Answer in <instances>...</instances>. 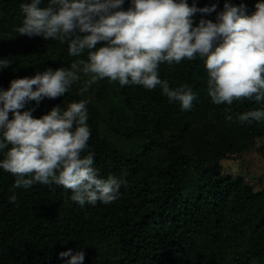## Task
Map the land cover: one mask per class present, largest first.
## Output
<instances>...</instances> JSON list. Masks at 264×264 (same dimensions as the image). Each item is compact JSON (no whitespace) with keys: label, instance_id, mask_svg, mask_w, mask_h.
Here are the masks:
<instances>
[{"label":"trees","instance_id":"obj_1","mask_svg":"<svg viewBox=\"0 0 264 264\" xmlns=\"http://www.w3.org/2000/svg\"><path fill=\"white\" fill-rule=\"evenodd\" d=\"M25 2L30 0H0V59L11 61L0 68L3 90L14 79L87 59L86 53L69 56L67 42L19 34ZM186 2L216 5L211 13L193 15L196 26L201 19L215 22L225 2L245 5L250 15L259 0ZM130 4L124 0L123 10ZM158 72L170 88L191 87V109L170 102L159 85L149 90L105 78L82 92L88 77L78 73L81 79L68 92L39 104L28 101L20 110L40 118L54 106L86 100L91 136L82 155L94 153L100 177L113 175L127 185L110 204L80 206L70 189L55 183L14 188L15 176L0 168V264H69L70 256H60L69 249L84 252L83 264H264V178L241 167L253 151L264 158V118H237L264 110V100L214 104L199 57L165 62Z\"/></svg>","mask_w":264,"mask_h":264},{"label":"clouds","instance_id":"obj_2","mask_svg":"<svg viewBox=\"0 0 264 264\" xmlns=\"http://www.w3.org/2000/svg\"><path fill=\"white\" fill-rule=\"evenodd\" d=\"M123 4L124 0H47L45 6L42 0L21 3L19 34L67 42L69 56L86 53L87 59L14 79L7 90L0 89V151L7 149L0 168L15 176L14 188L55 183L70 189L71 199L80 206H95L97 201H116L121 186L127 185L113 175L100 177L93 167L94 153L82 155L91 136L86 100L64 108L54 106L40 118L32 116L33 110L20 111L28 101L39 104L45 97L55 99L68 92L81 79L78 73L88 77L82 92L105 78L149 90L159 85L170 102L178 101L183 110H189L195 99L191 87L170 88L158 69L165 62L179 64L199 57L208 73L207 92L214 104L232 105L253 97L257 102L264 100V0L256 3L250 15L245 5L225 2L215 22L201 19L196 26L193 15L211 13L215 4L197 8L186 0H131L127 10ZM99 42L105 43L97 47ZM10 63L0 59V68ZM237 118L242 123L260 121L264 110H249ZM226 119L231 121L232 116ZM15 199L13 193L9 200ZM60 256H70L69 264H83L85 254L73 255L69 249Z\"/></svg>","mask_w":264,"mask_h":264},{"label":"rangeland","instance_id":"obj_3","mask_svg":"<svg viewBox=\"0 0 264 264\" xmlns=\"http://www.w3.org/2000/svg\"><path fill=\"white\" fill-rule=\"evenodd\" d=\"M241 167L243 169H250L258 180H260L262 176L264 178V158L257 152L253 151L246 154Z\"/></svg>","mask_w":264,"mask_h":264}]
</instances>
